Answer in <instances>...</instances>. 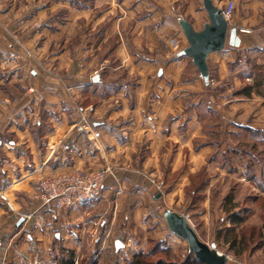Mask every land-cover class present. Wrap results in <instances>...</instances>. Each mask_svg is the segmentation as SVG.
<instances>
[{
	"label": "rangeland",
	"instance_id": "rangeland-1",
	"mask_svg": "<svg viewBox=\"0 0 264 264\" xmlns=\"http://www.w3.org/2000/svg\"><path fill=\"white\" fill-rule=\"evenodd\" d=\"M4 1L8 4L10 0H2ZM48 1L54 3L68 1L71 8L79 10H85L97 3V0H80L81 4L75 7L70 0ZM171 1L169 9L181 21L183 32L182 22L187 21L200 26L209 21L204 0ZM211 1L220 9H223L228 2V0ZM234 1L235 8L229 20L230 27H237L238 35L243 40H246L248 34L241 32V29L257 31L256 33L261 35V41H264V0L262 5H251L249 0ZM23 3L26 1L24 0ZM41 3L39 0H33L32 6H25L28 8L27 13L34 11L35 5ZM147 3L145 0H128L129 7L127 4L125 7L127 12H131L133 20L129 18L126 22L120 23L117 21L118 14L125 10V7L121 6L120 0H111V8L107 11L109 16L105 20L108 28L111 25L109 28L111 33L106 38L100 34L104 21L99 23L95 16L110 4L105 5L106 7L104 5L92 7L93 9L86 11V16L77 22L79 27L56 36H47L45 33H38L37 30L42 25L56 28L57 24H65L69 12L67 8L48 12L47 19L41 22L34 20L28 23L30 24L28 29L34 34L31 38L23 37L20 31H10L13 30L10 29L13 22L0 20V98L10 95L15 105L14 109L21 113L20 115L32 117L33 120L41 110L39 100L48 94L53 95L51 91H57L59 85L62 89L61 94L64 97L67 95L72 102L71 86L75 84L81 86L83 80L93 83L94 78L98 81L99 77H103L107 71L102 67L104 55L107 56L108 50L118 44L122 35L130 44L128 38L133 36L135 17L138 18L136 11L139 9L146 14L149 8L146 6ZM30 7L32 11H29ZM253 10L257 19L252 17ZM89 12L91 14L87 16ZM240 48L227 44L224 50L210 53L207 58L208 76L206 77L199 69L186 68L180 81L196 83L198 80L201 81L200 86L197 87V84L192 83L189 89L184 85L176 87L175 93L179 101L174 114L168 120L171 122L179 117V114L195 110L202 128L201 135L193 140L194 151L189 152L187 148L183 153V157L189 159V162L196 157L192 167L186 163L179 171L169 172L168 181L163 182V176L161 180L155 177V181H151L155 189L149 200L150 202L155 200L157 206L155 209L151 208V219L148 220L149 215L146 229L151 231L159 229L160 236H149L143 249L136 244L134 248L129 247L127 253L124 252V248L117 249L113 243L99 247L90 237V240L85 239L77 249H73L75 254L80 255V257L75 256L78 260L75 264H84L91 256L93 260L90 264H130L139 253L148 254L146 258L150 259L147 261L150 264L156 263L159 259L183 260L190 251V243L187 238L176 236L172 230L170 231L171 223L168 222L171 221L169 217L172 213L180 216L188 215L197 237L221 252L226 258V264H264V97L255 92L250 97L237 94L243 86L254 85L258 77L255 66L262 67L264 56L261 54L257 61L252 58L248 49L239 50ZM155 74L154 71V76ZM109 75L112 80H120L118 83L127 81L128 78H137L135 74L127 77V71L125 72L123 68L112 71ZM159 77L161 79L166 77L165 73ZM125 83L133 88L129 82ZM78 88L79 86L77 87L79 95L82 91ZM199 88L201 90H198ZM157 94L154 93L155 97ZM79 96L86 100V96L82 94ZM75 104L79 109L78 103ZM152 112L153 108L148 107L147 113ZM92 128L91 120L87 116H82L79 129L86 132L87 129ZM35 136L37 142L43 141L38 139L39 133ZM11 139L13 136L9 134H0V141ZM143 153L144 150L140 156ZM6 160L5 150L0 148V177L4 174L2 169ZM107 165L113 164L105 162L102 167ZM80 169L97 170L92 168L71 170ZM60 170L67 169L56 168L49 174ZM160 170L161 173H167L169 167L164 165ZM182 173H188V180L182 186V182L180 183V192L169 195L167 190L178 183L177 179ZM168 208L171 210L169 213L166 212L168 214L166 216L164 211ZM98 212H100L99 208L90 209V214H85L79 220L80 223L87 221L88 218L90 220L97 218ZM234 214L242 218L240 223L232 222ZM26 233L29 234L30 231L23 232L21 239L17 243L14 240L13 243L10 234L0 232V241H2L0 264H56V257L61 254V244L56 243V238H53L52 245L46 249L33 244L29 249L23 250L21 240L27 239ZM144 237L145 234L141 230L135 235L136 243L139 244V240L142 242ZM234 239H237L236 243L233 242ZM156 244L159 245L158 252H155ZM26 252L32 256L30 260L24 256L23 253Z\"/></svg>",
	"mask_w": 264,
	"mask_h": 264
},
{
	"label": "crops",
	"instance_id": "crops-1",
	"mask_svg": "<svg viewBox=\"0 0 264 264\" xmlns=\"http://www.w3.org/2000/svg\"><path fill=\"white\" fill-rule=\"evenodd\" d=\"M25 1L26 3H23L24 0H10L7 4L0 0V20L13 22L10 25L13 30L10 31H20L25 38L34 36L28 29V23L47 19L48 12L58 8L69 10L65 24L56 23V28L42 25L37 30L47 36H56L75 29L80 18L86 16V11L108 4L110 6L95 16V19L99 20V23L104 21L100 33L103 37L106 38L111 33V25L108 28L105 22L109 16L107 11L111 8V0H97V3L85 10L71 8L68 1L54 3L39 0L44 3L35 5L34 11L30 7L31 13H27L28 8L25 6L31 5L33 0ZM145 1L148 2L146 6H149L146 14L134 9L137 10L138 18L135 17L133 36L128 38L130 44L122 35L118 44L108 50L107 56L104 55L102 67L107 70L105 75L99 77L98 81L94 78V84L88 80H83L81 86L75 84L79 86L81 94L86 96V100L79 96L81 94L78 95L77 87L73 85L70 88L73 94L71 102L67 95L64 97L61 94L59 85L57 91H51L53 95L48 94L39 100L41 110L33 120L32 117L20 115L21 113L14 109L10 95L0 98V134L13 136L11 140L0 141V146L3 144L0 148L5 150L7 157L2 169L4 174L0 177V194L7 196L13 208H9L7 202L0 198V232L10 234V240L17 243L23 232L30 231L29 234L26 233L27 239L21 240L23 250L29 249L33 244L46 249L52 245L54 237L58 245L77 249L85 239L90 240L92 237L91 241L99 247L108 246L110 243L116 245L119 241L121 246L117 248L116 245V248H124L127 253L128 248H134L136 244L143 249L149 236H160L159 229H146L148 220L151 219V208L155 209L157 206L155 200V203L149 200L155 189L151 181H155V177L161 180L162 176L163 182L168 181L169 172L179 171L186 163L192 167L196 157L189 162V159L183 157V153L187 148L189 152L194 151L193 140L201 135L202 125L195 110L185 111L171 122L168 120L174 114L179 101L175 93L176 87L184 85L189 89L194 83L180 81L183 71L188 67L193 70L198 68L192 58L183 54L190 43L185 32L181 30V21L169 9L172 1ZM127 2L128 0H120L121 6L124 7ZM249 2L251 5H262V0ZM122 11L118 14L117 21L124 23L129 18L133 20L126 7ZM253 12L252 17L257 19L254 10ZM207 23L209 21L200 26H192L195 31H202ZM256 32L253 30L247 33L246 40L240 37L239 50L248 49L252 58L258 61L261 54L264 56V41H261V35ZM91 60L92 58L89 61ZM120 68L127 71V77L135 74L137 78H128L121 83H118L120 80L110 79L109 74ZM163 73L166 77L161 79L159 76ZM125 82H129L133 88ZM200 82L197 80L194 84L198 87ZM154 93H158L156 97ZM37 101L38 99L35 103ZM75 103H78L79 109ZM150 106L153 108L151 114L147 113ZM82 116H87L93 125V128L87 129L86 132L79 129ZM37 133L40 135L38 139H43L41 143L36 140ZM143 150L145 153L140 156ZM105 162L114 165L117 179L107 178L101 197L94 203L89 202L68 210L57 219H52L48 212L37 211V180L41 176L56 168L97 169ZM164 165L169 167L167 173H161L160 168ZM183 173L179 175L178 183L167 190L169 195L181 191V186L188 180V173ZM158 206L160 207L159 204ZM96 208L100 210L97 218H88L80 223L79 220L85 214H90V209ZM169 210L171 209L168 208L164 212L169 213ZM27 214H32L31 220L23 221L17 226L18 219ZM169 229L176 236L182 237L172 226ZM141 230L145 239L141 240L142 242L139 240L138 244L135 235ZM1 246L2 241L0 248ZM23 254L27 260L32 257L27 252ZM52 259L54 257L50 260Z\"/></svg>",
	"mask_w": 264,
	"mask_h": 264
},
{
	"label": "built area",
	"instance_id": "built-area-1",
	"mask_svg": "<svg viewBox=\"0 0 264 264\" xmlns=\"http://www.w3.org/2000/svg\"><path fill=\"white\" fill-rule=\"evenodd\" d=\"M235 1L228 0L221 9L223 17L229 22L233 16ZM230 23V22H229ZM241 32L250 33L251 30L241 29ZM86 120L85 117H83ZM117 173L113 165L99 168L95 171L85 170H60L43 176L37 182L39 213L48 212L52 219H57L68 210L84 206L86 203L99 199L102 195V187L108 177L117 179ZM0 198L7 202L9 208L12 205L3 193ZM184 216V215H183ZM23 221L28 222L32 214L23 215ZM190 227L193 228L188 215L184 216ZM90 245V244H89ZM105 246V245H104Z\"/></svg>",
	"mask_w": 264,
	"mask_h": 264
},
{
	"label": "water",
	"instance_id": "water-1",
	"mask_svg": "<svg viewBox=\"0 0 264 264\" xmlns=\"http://www.w3.org/2000/svg\"><path fill=\"white\" fill-rule=\"evenodd\" d=\"M204 7L209 17V23L205 25L202 31H195L192 24L187 21L182 22V27L190 43L183 54L192 58L199 71L206 77L208 76V55L224 50L227 44L240 46L241 38L237 28L230 27L229 22L222 15L221 9L215 6L211 0H204ZM169 221L175 232L188 239L190 251L194 252L198 259L205 264H226V258L220 252L197 237L184 216L172 213ZM22 222L23 217L18 220L17 226ZM116 245L119 248L121 242L118 241Z\"/></svg>",
	"mask_w": 264,
	"mask_h": 264
},
{
	"label": "trees",
	"instance_id": "trees-1",
	"mask_svg": "<svg viewBox=\"0 0 264 264\" xmlns=\"http://www.w3.org/2000/svg\"><path fill=\"white\" fill-rule=\"evenodd\" d=\"M71 4L75 7L81 4L79 0H70ZM259 66V67H258ZM255 71L258 72V77L255 79L254 85H245L240 90L237 91V94H244L248 97L252 96L255 92L256 94L264 97V64L262 67L260 65L255 66ZM242 218L237 214L232 215V222L240 223ZM237 239H234L233 242L236 243ZM61 246V245H60ZM161 246V244H160ZM61 254L56 257V264H75V251L73 249H68L66 247L61 246ZM159 251V245H155V252ZM148 254L139 253L135 255L134 260L130 262V264H150L147 261L150 259L146 258ZM92 256L88 258V260L84 264H90L92 262ZM79 263V262H78ZM94 264V263H93ZM154 264H205L200 259L197 258L194 252L189 251L188 255L181 261H166L164 259H159Z\"/></svg>",
	"mask_w": 264,
	"mask_h": 264
}]
</instances>
